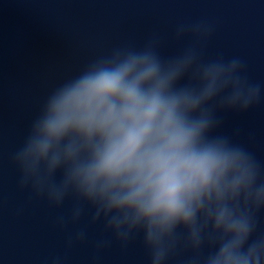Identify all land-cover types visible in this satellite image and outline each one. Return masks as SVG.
I'll list each match as a JSON object with an SVG mask.
<instances>
[{
    "label": "clouds",
    "instance_id": "9594fccd",
    "mask_svg": "<svg viewBox=\"0 0 264 264\" xmlns=\"http://www.w3.org/2000/svg\"><path fill=\"white\" fill-rule=\"evenodd\" d=\"M216 28L178 19L174 51L155 29L48 88L10 160L18 188L58 210L66 251L139 241L148 264H264V159L226 127L264 103V81L244 56L208 53Z\"/></svg>",
    "mask_w": 264,
    "mask_h": 264
},
{
    "label": "water",
    "instance_id": "95a60500",
    "mask_svg": "<svg viewBox=\"0 0 264 264\" xmlns=\"http://www.w3.org/2000/svg\"><path fill=\"white\" fill-rule=\"evenodd\" d=\"M201 16L217 22L208 53L242 55L250 77L264 81V0H0V264H52L57 255L64 264H148L139 241L97 254L90 240L66 251L53 223L58 210L18 188L10 153L48 88L89 56L141 43L155 29L174 51L182 43L171 38L176 20ZM226 127H239V139L264 159V103L229 114ZM90 233L94 239L100 228Z\"/></svg>",
    "mask_w": 264,
    "mask_h": 264
}]
</instances>
